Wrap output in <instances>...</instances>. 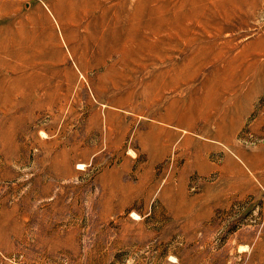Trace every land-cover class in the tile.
I'll return each instance as SVG.
<instances>
[{
  "label": "rangeland",
  "instance_id": "rangeland-1",
  "mask_svg": "<svg viewBox=\"0 0 264 264\" xmlns=\"http://www.w3.org/2000/svg\"><path fill=\"white\" fill-rule=\"evenodd\" d=\"M250 1H126L135 44L110 54L101 6L62 20L58 0H0V264H264ZM177 105L201 111L191 127L164 122Z\"/></svg>",
  "mask_w": 264,
  "mask_h": 264
},
{
  "label": "bare ground",
  "instance_id": "bare-ground-1",
  "mask_svg": "<svg viewBox=\"0 0 264 264\" xmlns=\"http://www.w3.org/2000/svg\"><path fill=\"white\" fill-rule=\"evenodd\" d=\"M126 1H129V0H117V1L115 0L113 3L109 4L110 0H78V2H79V5H78V4H76V1L73 2L72 0H65L64 2L58 1L60 3L56 2L55 7H54V5H52V7H53L54 12L56 14H58L61 17V19L63 20L66 16V13L69 14L72 11H75V9H73V8L76 5H78V10L80 7V10H82V13L84 15L86 13H88V11L95 10L97 7L101 6V21L99 22V24L104 25L106 27L110 26L111 27L110 30H112V33H111L110 38H109V44L110 45H109L108 53L111 54L114 52H119V50H121V54H122V52H124L129 47L133 46V44H135L134 38H135L136 32L138 31V22H137L136 10L133 7L130 8ZM250 2L255 3L254 1H250ZM61 6H62V8H61ZM249 6H250V4H249ZM64 8L66 9V11L63 10ZM251 8H253V7H251ZM63 12L65 13V15H63ZM196 17L197 16L195 15V16L190 17L189 19L190 20H197ZM73 18H74V15H73ZM108 19H112V21H109L110 22L109 23V22H107ZM213 25L216 26L217 24H214V22H212V21H207L203 24V27L204 26L205 27H212ZM124 27L126 28L127 36L123 37V34H124L123 31L125 29ZM189 27L186 29L187 31L189 29H191V27L190 28ZM181 30L183 32H186V30L185 29L183 30V28H181ZM103 37H105V36H103ZM253 47H254V49L256 48L255 46H253ZM257 47H258V51H262V49L264 48V40L259 41L257 43ZM251 49H252V47H251ZM128 50H130V49H128ZM249 50L245 49L244 51H242V53H241L242 55L240 57V60L238 58H235V57H234V59L229 60L228 66L232 65V67H233L234 63H236V65H239V63H241L240 61L243 62V60H244L243 58H244V56H246L247 53H249L248 52ZM222 51L223 50H220V51L217 50V52H215L214 50L213 51L203 50V52L206 53L205 58H207V60L209 62H210V60L218 59L219 55ZM208 52L210 55H207ZM210 52H213V53H210ZM214 55H217V56H214ZM207 60H202V61H207ZM189 77H191V76H189ZM189 79L190 78L186 77L185 81H183L181 79L179 80L178 76H177L174 81H171V82L163 81L161 83V85L159 86V88L157 90L156 89L155 90L158 93H160V94L157 93L158 95H161L162 91H164L166 89L174 88V87L176 88V87H178V85L181 82L189 81ZM223 88H224V86H223ZM156 95L154 98H153L152 94L149 96V99H151V100L153 99V101L150 100L151 102H154V100L156 99ZM192 103H194V102H192ZM182 106L177 105V107H175V108L170 107L168 109L167 113L165 114L164 118H163L164 122L165 123L175 122V123L179 124L180 126L186 125V127H188V128L191 127L187 121V118H193L194 116L197 117L201 114V111L198 113H194L195 112L194 108H196V107H194V105H190V106L188 105V106H183V107ZM202 114L205 115V117L207 119L210 118V116L207 115V113H205L204 111L202 112ZM174 120H176V121H174Z\"/></svg>",
  "mask_w": 264,
  "mask_h": 264
},
{
  "label": "crops",
  "instance_id": "crops-1",
  "mask_svg": "<svg viewBox=\"0 0 264 264\" xmlns=\"http://www.w3.org/2000/svg\"><path fill=\"white\" fill-rule=\"evenodd\" d=\"M58 1H62V0H58ZM64 1H65V0H63L62 2H64ZM72 1H73V0H72ZM220 1H222V0H220ZM251 1H254V0H251ZM52 5H54V7H55V3H53ZM74 18H75V17H74ZM183 33H185V32H183ZM49 37H50V35H49ZM102 37H103V36L101 35L100 38L102 39ZM50 38H51V37H50ZM261 40H262V39L258 40V42L261 41ZM258 42H257V43H258ZM257 43H255L254 46L256 47V51L259 52V51H258V47H257ZM244 50H245V49H244ZM111 54H112V53H111ZM109 55H110V54H109ZM229 86H230V85H229ZM226 87H227V86H226ZM227 115H228V114H227ZM227 118H230V119H231L232 116H231V115H230V116H227ZM222 122H223V120H222Z\"/></svg>",
  "mask_w": 264,
  "mask_h": 264
}]
</instances>
